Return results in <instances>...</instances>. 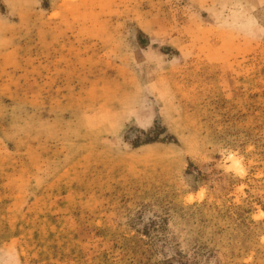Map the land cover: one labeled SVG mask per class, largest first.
<instances>
[{
    "label": "rangeland",
    "instance_id": "obj_1",
    "mask_svg": "<svg viewBox=\"0 0 264 264\" xmlns=\"http://www.w3.org/2000/svg\"><path fill=\"white\" fill-rule=\"evenodd\" d=\"M0 264H264V0H0Z\"/></svg>",
    "mask_w": 264,
    "mask_h": 264
}]
</instances>
